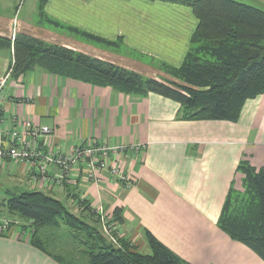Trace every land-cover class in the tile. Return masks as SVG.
Wrapping results in <instances>:
<instances>
[{"label":"crops","instance_id":"0c3cea01","mask_svg":"<svg viewBox=\"0 0 264 264\" xmlns=\"http://www.w3.org/2000/svg\"><path fill=\"white\" fill-rule=\"evenodd\" d=\"M38 2L0 0V37L13 40L23 35L157 82L166 78L176 83L128 52L97 47L41 24ZM43 12L106 40L121 38L129 51L173 67L181 65L197 26L190 8L161 1L46 0ZM12 61V49L0 50V78L10 72ZM1 107L6 128L13 126V119L20 129L26 121L50 128L46 142L52 151L92 142L127 147L110 160L121 161L128 181L103 173L99 187L82 180L81 171L72 185L57 187L52 183L57 167L41 179L26 163L1 160L0 172L16 175L28 188L21 193L41 192L76 215L83 204L91 211L100 205L109 220L120 219L122 242L140 255H151L149 233L189 264H263L221 231L217 220L229 189L243 191L238 163L247 160L254 168H264V94L244 104L236 123L187 120L179 104L158 95H127L33 68L18 78L9 77ZM11 194L19 193L7 192L0 201ZM14 217L23 224L0 238V264L68 260L39 236L41 250L28 232L31 223ZM59 228L68 238L69 229Z\"/></svg>","mask_w":264,"mask_h":264},{"label":"trees","instance_id":"16d2710c","mask_svg":"<svg viewBox=\"0 0 264 264\" xmlns=\"http://www.w3.org/2000/svg\"><path fill=\"white\" fill-rule=\"evenodd\" d=\"M146 1L186 6L197 20L179 67L152 60L158 69L179 83L165 85L23 35L13 40L0 37V50L13 51L10 76L18 78L33 68H41L54 75L111 87L127 95H158L179 104L183 119L236 123L244 104L264 94V10L235 0ZM45 3L46 0L38 2L41 24L97 47L123 50L121 38L109 41L48 17L43 12ZM236 171L243 176V191L229 189L217 226L264 264V168H254L247 160H241ZM233 198L234 203L240 199L235 208L231 206ZM81 210L79 215L73 214L61 202L41 192L11 194L7 200L0 201V216L16 215L31 223L32 241L40 249L41 242L36 239L38 228L57 229L63 225L69 229L68 240L84 247L82 254L86 259L82 262L71 260L70 256L68 260L57 257L60 264H189L149 233L146 240L151 255L134 253L122 241V249H118L102 236L89 206L83 204ZM113 222L121 225L120 219Z\"/></svg>","mask_w":264,"mask_h":264},{"label":"built area","instance_id":"2783aa9c","mask_svg":"<svg viewBox=\"0 0 264 264\" xmlns=\"http://www.w3.org/2000/svg\"><path fill=\"white\" fill-rule=\"evenodd\" d=\"M9 77L10 72L0 78V161L26 163L41 179L48 178V169L57 167L59 172L52 178V183L57 187L72 185L78 179L77 171H81L82 180L98 187L103 173H109L121 181H128L121 161L110 160L111 157L125 151L126 146L106 147L92 142L74 145L65 152L52 151L46 142L52 134L50 128L26 121L21 123L20 129L14 119L13 126L6 128L1 105L3 90ZM92 211L97 217L102 236L116 248L122 249L119 225L106 217L100 205ZM15 224L5 216H0V238L6 236Z\"/></svg>","mask_w":264,"mask_h":264},{"label":"rangeland","instance_id":"374dc122","mask_svg":"<svg viewBox=\"0 0 264 264\" xmlns=\"http://www.w3.org/2000/svg\"><path fill=\"white\" fill-rule=\"evenodd\" d=\"M30 1L31 0H27L28 5ZM235 1L264 10V4L258 0H235ZM38 20H40V16ZM122 52H128L130 57L136 58L140 62L150 64L151 66L156 67L158 69V67L156 66V63L154 62V61L157 62V60L152 61L153 59H150L142 55L136 56L135 54H133V52L129 51L125 47L123 48ZM165 79L166 78H164V80ZM164 80L160 83L165 84V85L170 84L169 82H166ZM169 80H171V78H169ZM176 83H179V82L176 81ZM25 191H28V188L20 183L16 175L12 173L0 172V200L7 197V192L21 193ZM234 201L235 199L233 198L232 205H231L233 208H235L236 206H238V204H240L239 198L236 199V203H234ZM2 211L4 212V210ZM4 216L8 218L10 221H12L13 223H16L13 226H16L17 224L18 226H20V224L21 225L23 224L22 222L18 220V218H15L13 215L9 216L8 214L7 215L5 214ZM88 224L91 225L92 223L88 222ZM27 226L30 227L28 224ZM59 227L57 229L56 228L51 229L50 227L38 228L39 230H38V235L36 239H38L40 236V239L44 241L43 243H45L47 247L49 246L51 248H54L55 252L59 254L60 256H63L65 258L66 256H70L69 259L71 260L76 259L77 261L79 260V261L84 262V259H86L85 256L82 254V252L84 251V247L81 246L79 243L70 242L68 238L65 236V234H63L62 229H60ZM28 232L29 234H33L34 229L30 227ZM76 235H82V234L78 233Z\"/></svg>","mask_w":264,"mask_h":264}]
</instances>
